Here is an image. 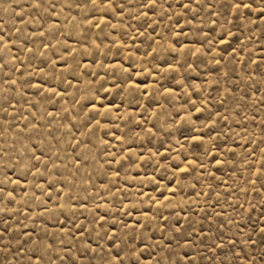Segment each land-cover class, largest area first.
Listing matches in <instances>:
<instances>
[{"label":"rangeland","instance_id":"obj_1","mask_svg":"<svg viewBox=\"0 0 264 264\" xmlns=\"http://www.w3.org/2000/svg\"><path fill=\"white\" fill-rule=\"evenodd\" d=\"M0 264H264V0H0Z\"/></svg>","mask_w":264,"mask_h":264}]
</instances>
